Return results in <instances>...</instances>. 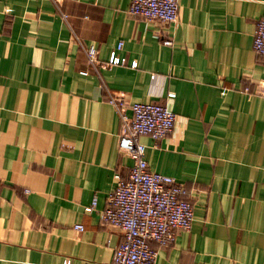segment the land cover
<instances>
[{
    "label": "crops",
    "instance_id": "0c3cea01",
    "mask_svg": "<svg viewBox=\"0 0 264 264\" xmlns=\"http://www.w3.org/2000/svg\"><path fill=\"white\" fill-rule=\"evenodd\" d=\"M130 1L0 0V264L110 263L121 235L99 215L132 162L102 85L175 115L140 141L189 191L193 221L155 264H264V0H177L175 24L129 15Z\"/></svg>",
    "mask_w": 264,
    "mask_h": 264
},
{
    "label": "built area",
    "instance_id": "2783aa9c",
    "mask_svg": "<svg viewBox=\"0 0 264 264\" xmlns=\"http://www.w3.org/2000/svg\"><path fill=\"white\" fill-rule=\"evenodd\" d=\"M128 14L148 22L175 24L178 4L177 0H131ZM162 43L170 46L172 42L166 38ZM121 47L122 41H119L115 50ZM82 48L88 66L95 72L106 66L99 63L98 52L93 45ZM252 50L264 63V11L255 24ZM125 62L124 57L112 54L107 66L123 65ZM102 86L106 101L119 122L117 148L132 162L126 177L115 176L116 185L108 194L106 206L99 215L102 224L118 230L121 235L109 264H155L158 248L170 246L176 231H188L193 221L189 191L170 175L148 167L145 145L140 141L141 136L153 140L166 137L173 128L175 115L161 104L130 102L123 93L111 92ZM257 90L263 93L264 83ZM24 193L29 191L25 189ZM96 204L94 196L84 211L92 212ZM74 228L81 231L83 226L75 225ZM64 264H69V261Z\"/></svg>",
    "mask_w": 264,
    "mask_h": 264
}]
</instances>
